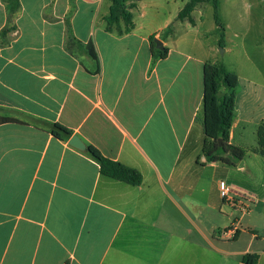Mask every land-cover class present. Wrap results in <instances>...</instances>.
Instances as JSON below:
<instances>
[{
    "label": "crops",
    "instance_id": "crops-1",
    "mask_svg": "<svg viewBox=\"0 0 264 264\" xmlns=\"http://www.w3.org/2000/svg\"><path fill=\"white\" fill-rule=\"evenodd\" d=\"M170 1L137 2L134 29L119 35L106 29L109 0H19L15 13L0 0V264H173L181 221L199 230L206 207L232 218L211 228L214 242L242 241L237 216L264 204V155L253 152L264 55L248 73L226 65L239 77L230 144L248 154L240 166L204 165V66L220 61L218 49L205 51L192 15L194 24L178 18L189 0ZM53 124L137 169L143 184L103 175ZM247 229L235 261L256 253L264 264V225Z\"/></svg>",
    "mask_w": 264,
    "mask_h": 264
},
{
    "label": "rangeland",
    "instance_id": "rangeland-1",
    "mask_svg": "<svg viewBox=\"0 0 264 264\" xmlns=\"http://www.w3.org/2000/svg\"><path fill=\"white\" fill-rule=\"evenodd\" d=\"M160 1L167 8L172 6L170 0ZM218 1L219 16L225 29L222 44H220L221 34L216 23L213 2L199 5L191 14L199 23L205 51L213 53V49L217 45V57L214 59L215 61L220 60L217 64L224 63L229 68L240 70L241 73H248L250 65L259 68L262 63V55H264L262 54L264 50V0ZM226 48L228 50L225 52ZM202 156L204 157L203 153ZM254 196L256 198V195ZM253 206L257 211L253 213V216L243 218L240 217V214L237 216L241 219V221L237 220L238 226L241 229H246L240 243L214 242L212 236L214 230L211 228L216 225V229L224 230L231 226L232 218L214 214L207 207L204 210L203 220L199 221L201 226L199 230L189 229L187 231L189 227H192L193 220H182V230L178 237L182 238L184 242L178 249L174 244L173 264L176 262L178 264H239V261H235L236 254L250 242L251 230H248L247 227L256 224L264 225L263 202L260 199H255Z\"/></svg>",
    "mask_w": 264,
    "mask_h": 264
},
{
    "label": "trees",
    "instance_id": "trees-1",
    "mask_svg": "<svg viewBox=\"0 0 264 264\" xmlns=\"http://www.w3.org/2000/svg\"><path fill=\"white\" fill-rule=\"evenodd\" d=\"M12 13L20 8L19 0H4ZM111 8L109 15L105 18L106 29L116 32L119 35L130 33L134 27L133 10L137 2L141 0H109ZM213 2L216 23L219 26L222 44L225 29L219 16L218 0H189L179 14V19H190L194 21L191 14L196 6ZM171 28L169 29V32ZM152 54L155 58L165 59L168 55V48L164 51L157 49L155 37L151 38ZM89 54L98 63V57L94 47L89 46ZM99 73V66L94 72ZM239 88V77L235 72L227 68L224 63L213 64L207 62L204 66V134L205 140L202 153L206 159V164L223 163L227 166H240L248 154L249 150L230 144V132L236 118V94ZM52 134L60 140H69L73 133L61 124L51 126ZM223 142L220 143L219 140ZM258 146L253 152H260L264 155V121L257 129ZM87 153L100 165L103 175L112 179L127 183L132 186H141L144 177L140 171L126 166L120 162L113 161L105 157L99 149L94 146L87 147ZM238 232V231H237ZM259 255L247 253L243 256L241 264H258Z\"/></svg>",
    "mask_w": 264,
    "mask_h": 264
},
{
    "label": "water",
    "instance_id": "water-1",
    "mask_svg": "<svg viewBox=\"0 0 264 264\" xmlns=\"http://www.w3.org/2000/svg\"><path fill=\"white\" fill-rule=\"evenodd\" d=\"M155 43H156V46H157V49L161 50V51H164L165 50V47L163 45V42L159 39H155ZM220 143L223 142L222 139L219 140ZM69 144L75 148H77L78 150H81V151H85L87 150V146L86 144L82 141V139L77 136V135H74L71 137L70 141H69Z\"/></svg>",
    "mask_w": 264,
    "mask_h": 264
},
{
    "label": "built area",
    "instance_id": "built-area-1",
    "mask_svg": "<svg viewBox=\"0 0 264 264\" xmlns=\"http://www.w3.org/2000/svg\"><path fill=\"white\" fill-rule=\"evenodd\" d=\"M219 188L222 189V190H224L225 192H227V188L225 187V183L224 182H221L219 184Z\"/></svg>",
    "mask_w": 264,
    "mask_h": 264
}]
</instances>
